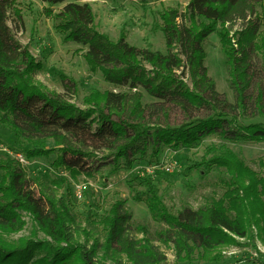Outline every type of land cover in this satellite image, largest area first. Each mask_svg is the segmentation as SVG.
Masks as SVG:
<instances>
[{"label":"trees","instance_id":"16d2710c","mask_svg":"<svg viewBox=\"0 0 264 264\" xmlns=\"http://www.w3.org/2000/svg\"><path fill=\"white\" fill-rule=\"evenodd\" d=\"M43 1L51 6L62 5L58 11L48 8L47 15L55 20V28L63 35L64 42L72 41L87 47L83 57L93 73H100L105 81L115 86L131 90L143 88L157 99L176 100L180 97L195 108H215L218 102L215 82L205 66L206 41L216 32L229 84L237 94L240 108L245 109L248 103H252L259 114L264 115V88H259L256 95L250 93L256 81L252 52L264 48V32H259L264 11L262 17L250 19L247 26L236 33H232L230 26L235 20L255 14L254 3L260 0H189L181 22L182 14L178 8L163 11L160 29L166 37L167 54L131 45L125 32H121L117 40L101 32L89 2ZM14 4L15 0H0V123L9 126L16 137L27 131L22 128L20 120L36 131L59 127L67 132L84 134L88 133L90 125L97 123L98 129L93 136L99 141L114 139L120 142L116 144L115 164L123 159V166L127 169L133 168L135 161L146 157L149 151L150 157L156 159L164 147L174 150L191 148L212 134L231 141L264 143L263 123H243L236 114L222 106H217L215 109L220 112L212 116L164 126L145 121L141 99L135 92L130 96L124 92L93 89L84 98L89 107L80 108L36 80L35 74L43 69V62L3 30L8 9ZM176 43L181 46L180 52L173 51ZM184 65L189 69L192 88L178 73ZM262 69L264 73V64ZM49 137L54 139L55 147L36 145L27 148L25 158L56 155L52 166L67 170L72 178H77L86 169V153L70 144L65 135L51 133ZM202 166L223 169L227 177L222 179L223 194L198 209L187 205L173 213L164 203L156 184L146 177L142 178L146 190L135 195L136 201L146 203L155 221L180 231L182 240L178 243V253L180 256L184 253L181 257L183 263L190 260L192 253L183 232L191 233L193 245L203 248L207 254L238 244L236 237L247 238L253 228L257 229L264 243V176L229 149L194 164V167ZM0 170V226L14 230L11 227L16 222L17 229L23 228L25 222L20 212H29L39 229L51 237V240L21 238L18 242L0 238V264H97L95 247L88 248L74 241L69 226L70 213L65 205L44 195L36 196L27 187L25 170L20 164L2 161ZM130 214L125 201L112 204L101 220L108 229V242L121 247L134 264H158L165 260L155 248L143 250L144 246L137 247L133 239L125 236ZM38 251L44 255H37ZM220 256L215 255L211 260L219 261Z\"/></svg>","mask_w":264,"mask_h":264},{"label":"rangeland","instance_id":"374dc122","mask_svg":"<svg viewBox=\"0 0 264 264\" xmlns=\"http://www.w3.org/2000/svg\"><path fill=\"white\" fill-rule=\"evenodd\" d=\"M89 2L96 16L97 28L112 39L117 40L121 32L127 34V41L139 48H148L154 52L167 54V42L160 29V15L170 8H178L185 18L189 0H83ZM255 14L233 21L232 33L245 28L250 19L262 17L264 0L254 3ZM58 11L62 5L51 6L43 0H15L8 9V18L2 28L10 33L21 45L27 46L34 56L42 61L44 67L35 74V78L45 88L55 91L80 108L87 109L84 98L91 90L101 92H124L130 96L136 94L141 99L145 121L151 125H178L192 118H206L220 112L217 106L236 114L243 123H263L264 115L259 114L255 105L248 103L240 108L236 92L230 87L228 71L223 64L221 42L218 34H211L206 41L207 58L205 66L209 76L215 82V94L218 102L212 106L195 108L184 99H157L143 89L131 90L105 81L100 73H93L88 67L83 52L87 47L76 42H64L63 35L55 28V20L47 15L46 10ZM20 13H17V10ZM259 32H264V18L259 22ZM236 36V35H235ZM174 52H180L176 43ZM256 71V81L250 91L256 95L259 88H264V48L252 52ZM145 65L151 68L147 63ZM178 73L192 88L189 69L186 65ZM96 116V114H95ZM20 120V119H19ZM27 131L21 137L7 125L0 123V162L11 161L20 164L25 170L27 187L36 194L55 199L65 205L69 211V226L74 241L97 250V264H134L121 247L108 242V229L101 223L112 207L119 200L125 201V208L131 213L126 224L125 236L134 240L135 245L144 246L143 250L155 248L165 256L158 264H264V243L253 228L247 238L236 237L238 244L224 246L208 254L203 248L193 245L194 236L181 232L191 245L190 260L183 263L179 255V241L182 237L178 230L166 223L155 221L145 202L135 200L138 192L146 190L143 177L150 178L156 184L164 203L177 213L189 205L194 209L209 203L212 198L220 197L223 192L222 179L227 177L223 169L213 167H194L206 158H212L224 149L233 151L247 166L264 176V143L250 141H231L218 134L202 139L191 148L178 150L164 147L158 158L150 157V151L144 158L135 161L133 168L123 166V159L115 164L116 144L111 139L99 141L93 136L98 124L93 123L88 133H71L59 127H47L43 131L29 129L20 120ZM65 135L67 141L86 153L84 171L77 178H72L67 170H57L52 166L56 155L27 160L24 151L36 145L46 148L56 146L49 134ZM2 171L0 170V179ZM65 178L66 181H61ZM77 184L84 185L83 196L76 192ZM23 228L14 230L0 226V238L8 242H18L21 238L33 240H51L39 229L35 218L29 212L21 211ZM7 224L8 223H4ZM9 226V225H8ZM10 227V226H9ZM37 255H44L37 252ZM215 255H221L219 261H212ZM189 261V262H188Z\"/></svg>","mask_w":264,"mask_h":264},{"label":"built area","instance_id":"2783aa9c","mask_svg":"<svg viewBox=\"0 0 264 264\" xmlns=\"http://www.w3.org/2000/svg\"><path fill=\"white\" fill-rule=\"evenodd\" d=\"M75 188H76V192H77L78 196H79L80 198H82V196H83V191H84V189H85V186H84V185L77 184V185L75 186Z\"/></svg>","mask_w":264,"mask_h":264}]
</instances>
